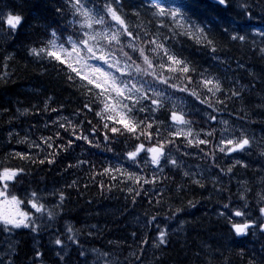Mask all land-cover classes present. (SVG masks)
<instances>
[{
	"label": "snow or ice",
	"instance_id": "snow-or-ice-1",
	"mask_svg": "<svg viewBox=\"0 0 264 264\" xmlns=\"http://www.w3.org/2000/svg\"><path fill=\"white\" fill-rule=\"evenodd\" d=\"M216 3L227 8L232 0H216ZM0 4L4 5L0 8V35L14 37L25 17L14 10L15 5L10 0L7 3L0 0ZM238 8L239 15L252 19L255 5L250 0H238ZM56 12L65 19L66 26H49L40 45L28 46L27 53L35 60L47 59L58 66V74H63L69 86L77 88L80 103L71 116L63 115L64 106L57 104L53 95H45L42 101L30 107L17 108L13 117L24 116L31 110L37 115L53 113L55 118L51 119L50 135L41 134L33 140L17 134L16 143L25 144L27 150L6 154L9 159L52 165L61 153L72 152L81 143L99 147L97 137L103 133L101 140L107 151L116 152V142L122 141L123 147L116 153V162L102 166V171L93 164L90 179L107 176L111 182L108 190L122 185L121 191L129 194L133 204L137 197L149 192L162 195L158 186L171 178L166 171L180 172L200 188L210 182L216 192L223 193L230 191L223 184L224 177L231 182L236 168L256 167L261 173L259 182L264 185V136H250L243 127L236 128L235 121L218 118L229 101L244 100L246 85L237 88L239 81H236L226 88L225 77L215 68L193 64L170 43L177 35H184L202 45L213 60L223 62L217 55L222 44L229 41L243 44L251 35L254 46L257 36L264 45V29L249 33L251 25L224 28L223 39L218 40L210 30L191 21L181 8L165 7L162 0H63ZM258 51L264 57V46ZM0 59L7 69L15 56L5 51ZM10 77V72H4L0 83H7ZM241 111L244 116L237 115V120L250 118L248 111L244 108ZM7 112V108L0 109V114ZM89 114L92 119H87ZM13 117H9V121ZM8 136L11 142L13 131L10 130ZM193 150L207 167L197 165L198 171L191 170V165L182 157H190ZM253 153L258 158L255 165L246 159ZM89 163L87 158L76 160V165ZM76 165L69 163L67 167ZM213 170L215 174H211ZM25 172L23 166L0 165V231L4 233L17 229L39 232L63 218L65 191L54 192L56 201L51 203L36 190L26 193L24 198L10 190ZM237 183L240 185L238 196L243 203L230 206L229 198L222 203L226 211H219L218 215H227L230 231L237 237L257 234L264 237V187L256 191L253 209L248 202L252 191L248 181L238 180ZM105 184L102 179L98 181L101 190ZM76 185L77 181L73 180L66 187ZM177 191H183L182 185H177ZM160 203L158 199L156 204ZM187 205L192 207L194 202L188 200ZM182 210L176 207L173 215ZM156 220L155 215L150 216L146 225ZM87 227L89 231L85 233L65 223L63 233L54 235L52 243L57 246V264H68L71 252L66 250L73 247L79 264H89L90 255L92 264H115L111 251L84 249L81 234L93 236L91 229L97 225ZM156 231L157 236L151 242L154 248L168 242L164 229L157 226ZM137 243V250L129 252L134 258L131 264H142L144 247L141 246L148 245L149 240L141 238ZM261 247L264 248V243ZM14 255L15 245L9 241L0 264H14ZM41 256L42 253L35 252L36 258ZM248 264H264V257L259 262L249 259Z\"/></svg>",
	"mask_w": 264,
	"mask_h": 264
},
{
	"label": "trees",
	"instance_id": "trees-1",
	"mask_svg": "<svg viewBox=\"0 0 264 264\" xmlns=\"http://www.w3.org/2000/svg\"><path fill=\"white\" fill-rule=\"evenodd\" d=\"M10 2L15 5L14 10L19 11L25 19L14 37L0 35V57L5 51L15 56L14 60L9 61L7 69L3 67L4 62L0 59V75L4 72L11 73L7 83H0V109H8L7 113L0 114V165L25 167L26 172L10 189L21 198L33 190L38 191L51 203L56 201L53 193L58 190L65 191L67 196L62 219L53 221L39 232H30L28 229L15 230L18 232L13 237L17 248L14 264H31L27 261L25 263L22 258L26 260L37 245L42 257L46 259V264H57L58 257L51 256L50 252V248L56 247L49 236L61 235L65 223L82 229L85 233L89 231L87 226L97 225L95 229H91L93 236L81 234L83 247L86 251H90L91 248L111 251L115 264H131L134 258L129 256V252L137 250V242L141 238L149 240L148 245L141 246L144 247L142 264H248L249 259L259 262L264 257V248L261 247L264 237L259 234L237 237L230 231L227 215L224 217L218 215L219 211H226L222 208V203L228 202L229 198L230 206L243 203L238 196L240 189L238 180L248 181L252 188L248 194V202L253 209L255 208V193L264 187L259 182L258 177L261 173L256 167L236 168L235 178L231 182L224 177L223 184L230 191L223 193L216 192L210 182H206L205 188H200L190 183L182 173L166 171L165 174L171 178L158 186V191L162 195L149 192L145 196L137 197L136 203L133 204L129 194L121 191L122 185L108 190V184L111 182L107 176H96L94 181L90 179L93 164L97 170L102 171V166L116 162V153L123 147L122 141L116 142L114 144L116 152L107 151L101 140L103 133L97 137L99 147L81 143L74 151L61 153L52 165L30 164L19 159H9L6 154L27 150L25 144L16 143L17 134L21 138L28 136L33 140L41 134L50 135L51 119L55 118L53 113L37 115L31 110L24 116L16 114L13 117L17 108L30 107L31 104L42 101L45 95H53L57 104H63V115L71 116L81 99L77 88L69 86L63 74H58V66H54L47 59L35 60L27 53L28 46L40 45L49 26L51 28L66 26L65 19L56 12V8L63 4V0H10ZM162 2L165 7L181 8L191 21L210 30L218 40L223 39L224 28H243L251 25L253 28L249 29V33L252 30L264 29V0H250V3L255 5L251 20L238 14V0H232L231 6L227 8L219 6L216 0H162ZM2 7L4 5L0 4V8ZM252 39L253 37L249 35L248 41L243 44L231 41L222 44L217 55L223 62L213 60L202 45L196 44L184 35H177L170 43L193 64L202 68H215L225 77L226 88L236 84V81H239V84H236L237 88L246 85L243 88L244 100L229 101L225 110L218 114V118L235 121L236 128L243 127L250 136L254 134L261 137L264 136V57L260 55L258 48L264 45L260 44L258 36L255 37V46ZM242 108L249 112L250 118L237 120V115L244 116ZM9 117H13L11 121ZM87 119H92V115L89 114ZM193 119L195 121L196 118ZM46 123L48 127H45ZM93 123L95 124V121ZM10 130L13 131L11 142L8 136ZM84 158L89 159L90 163L76 165L77 159ZM182 158L191 165L192 171H198L197 165L207 167V163L194 150L190 157ZM246 159L255 165L258 158L253 153ZM69 163L76 166L69 168L67 167ZM215 171L213 170L211 174H215ZM101 179L106 181L103 190L98 186ZM73 180L77 181V185L67 188L66 184ZM178 184L182 185L183 191H177ZM158 199L161 201L159 205L156 204ZM188 200H192L194 206L189 207ZM176 207H182L183 210L173 215ZM153 215L157 220L146 225L147 219ZM157 226L168 233V242L154 248L151 242L157 236ZM133 232L136 233L135 237L132 236ZM68 251L71 252L68 264H79L75 247ZM33 254L35 257V251ZM89 264H92L91 255Z\"/></svg>",
	"mask_w": 264,
	"mask_h": 264
},
{
	"label": "bare ground",
	"instance_id": "bare-ground-1",
	"mask_svg": "<svg viewBox=\"0 0 264 264\" xmlns=\"http://www.w3.org/2000/svg\"><path fill=\"white\" fill-rule=\"evenodd\" d=\"M51 239H53V237L52 236H49ZM63 238V237H62ZM4 240L8 243L9 241H11L14 245H15V249L17 250V248H16V243L13 241V237H6V238H4ZM33 247V246H32ZM50 252H51V256H53V257H56L57 256V252H56V248H50ZM34 249L32 250V254L31 255H29V256H27V258H26V260H25V258H22V260H24L25 261V263H26V261L28 262V263H30L31 262V260L33 259V257H34Z\"/></svg>",
	"mask_w": 264,
	"mask_h": 264
},
{
	"label": "flooded vegetation",
	"instance_id": "flooded-vegetation-1",
	"mask_svg": "<svg viewBox=\"0 0 264 264\" xmlns=\"http://www.w3.org/2000/svg\"><path fill=\"white\" fill-rule=\"evenodd\" d=\"M6 249L4 248V246L3 245H0V257H3V253H4V251H5ZM68 250H66V252H67ZM5 259H7V257H4ZM42 259L44 260V261H46V259L45 258H43L42 257ZM32 261V260H31ZM20 262V261H19Z\"/></svg>",
	"mask_w": 264,
	"mask_h": 264
}]
</instances>
